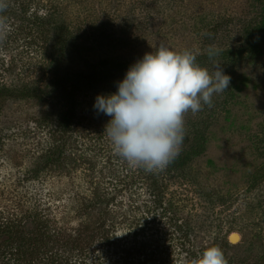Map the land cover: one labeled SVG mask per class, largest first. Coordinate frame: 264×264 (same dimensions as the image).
<instances>
[{"label":"trees","instance_id":"trees-1","mask_svg":"<svg viewBox=\"0 0 264 264\" xmlns=\"http://www.w3.org/2000/svg\"><path fill=\"white\" fill-rule=\"evenodd\" d=\"M44 1L48 3L41 12L29 13L31 3L40 5ZM74 1L0 0V46L27 42L57 67L69 56L80 55L83 43L73 35L81 26L76 28L67 19ZM244 32V40L236 46L226 50L210 48L168 63L103 58L90 63L88 70L71 69L62 76H55L57 72L52 67L56 72L53 78H32L33 82L25 79L10 85L0 78V123L3 106L10 99L51 102L35 118L40 131L31 142L33 152L28 162L15 164V173L8 177L0 176V264H264V240L250 244L246 240L247 250L240 254L235 251L241 245L232 244L229 239L228 233L245 230L238 224L243 210L233 211L239 194L226 184L201 181L193 171L194 164L208 150L209 122L203 129L193 126L192 136L186 137L187 124L181 113L185 94L160 97L152 87L154 82L173 75L179 66L202 64L216 54L234 65L246 58V52L257 55V41L264 32V14L258 24H249ZM132 74L143 78H128ZM99 89V103L111 110L110 114L122 117L121 126L126 133L136 131L134 135L146 151L134 164H114L109 158L110 172L105 177H101L104 168L96 171L95 148L99 143L90 129H85V111L78 108L79 95ZM81 126L84 136L79 134ZM12 134L17 139L24 133ZM5 136L0 127V151ZM128 148L129 152L134 150L132 146ZM77 173L87 192L65 194L64 189L79 186L74 180ZM64 176L68 183L61 184ZM178 179L198 187L205 217L200 226L192 222L181 194L171 189ZM263 180L264 173L257 172L245 187L247 205L256 198L262 199L258 203H264V194L254 197ZM141 185L150 199L140 205L136 198L142 195L137 190ZM126 198L128 211H124ZM149 219L154 223V235L166 238L168 246L157 240H150V245L141 240L136 246L131 240L129 245V240H118L112 233L128 222L136 228L142 221L149 225ZM215 224L220 233L219 248L198 245L192 240L201 227ZM258 247H262L261 252ZM251 248H256L254 255ZM148 249L151 253L147 256Z\"/></svg>","mask_w":264,"mask_h":264},{"label":"rangeland","instance_id":"rangeland-1","mask_svg":"<svg viewBox=\"0 0 264 264\" xmlns=\"http://www.w3.org/2000/svg\"><path fill=\"white\" fill-rule=\"evenodd\" d=\"M75 1L68 10L71 14L67 19L72 26H81L80 30H74L73 36L83 43L82 53L69 56L57 67L42 55L41 50L29 47L27 42H12L6 48L0 46V78L4 83L14 85L25 79L53 78L56 72L55 76H62L71 69L88 70L90 63L103 58L147 60L160 64L183 60L210 48L226 50L243 41L245 27L258 24L264 14V0ZM46 3H31L29 13L33 10L41 12ZM258 39L260 52L257 55L246 52V58L235 65L228 58L216 54L202 64L181 65L165 81L152 84L155 95L160 97L185 94L181 113L187 124L186 137L192 136L193 126L198 125L203 129L209 122L208 150L194 164L193 171L201 181L226 184L234 189L233 193L239 194L233 211L236 208V211L243 210V214L238 215V224L245 230L236 231L240 233L241 241L231 243L241 245L235 251L240 254L245 253V248L247 250L246 240H249V244L264 240V203L261 205L258 202H262V199L256 198L247 205L243 195L255 174L264 173V32L260 33ZM128 78L143 77L132 74ZM99 91L102 89L79 95L78 108L85 111V129H90L99 143L95 148L96 171L104 168L101 177H105L110 172L109 158L114 164L125 161L134 164L146 151L141 147L139 137L134 135L136 131L126 133L121 126L122 117L110 114L111 110L99 103ZM49 104L51 102L47 100L27 98L5 102L0 127L7 139L0 151V176L8 177L15 173L12 171L15 164L28 162L33 152V138L39 137L40 131L35 125V118L41 116V112L50 107ZM96 110L102 113L97 114ZM13 132L24 134L15 139ZM79 134H85L82 126ZM130 146L134 149L131 152ZM116 156L120 160H116ZM80 177L77 173L74 178L79 186L64 189L65 194L87 192V186L79 181ZM68 180L64 176L60 183H68ZM261 182L254 197L264 194V180ZM171 189L181 194L183 205L195 226L202 225L205 217L199 203L197 185L178 179ZM137 190L142 194L139 199L138 196L136 198L138 204L141 205L143 201L148 203L150 196L147 189L141 185ZM129 207L126 198L124 211H128ZM216 219L219 222V218ZM152 224L150 219L149 225L142 221L140 227L143 230L140 231V227L131 226L128 222L112 233L118 240H129V245L131 240H134V246L141 240L146 245H150V240H157L162 246H168L166 238L154 235ZM215 226L201 227L197 237L192 240L198 245L219 248L217 237L220 233ZM231 233H228L229 237ZM257 251L261 252L262 247H258ZM250 252L254 255L256 248H251ZM150 253L151 249H148L146 255Z\"/></svg>","mask_w":264,"mask_h":264},{"label":"water","instance_id":"water-1","mask_svg":"<svg viewBox=\"0 0 264 264\" xmlns=\"http://www.w3.org/2000/svg\"><path fill=\"white\" fill-rule=\"evenodd\" d=\"M229 239L232 243H238L241 241V235L239 232L234 231L230 234Z\"/></svg>","mask_w":264,"mask_h":264}]
</instances>
